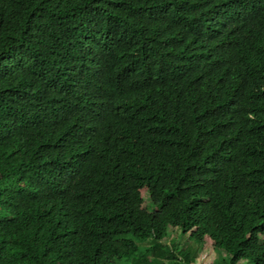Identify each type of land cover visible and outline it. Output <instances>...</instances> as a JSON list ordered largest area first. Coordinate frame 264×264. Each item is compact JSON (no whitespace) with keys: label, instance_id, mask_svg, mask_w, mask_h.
<instances>
[{"label":"trees","instance_id":"16d2710c","mask_svg":"<svg viewBox=\"0 0 264 264\" xmlns=\"http://www.w3.org/2000/svg\"><path fill=\"white\" fill-rule=\"evenodd\" d=\"M211 251L264 264V0H0V264Z\"/></svg>","mask_w":264,"mask_h":264},{"label":"rangeland","instance_id":"374dc122","mask_svg":"<svg viewBox=\"0 0 264 264\" xmlns=\"http://www.w3.org/2000/svg\"><path fill=\"white\" fill-rule=\"evenodd\" d=\"M146 202L149 205V196L148 195L146 196ZM177 235H178L177 231H174V232L170 231V240L172 241V239H175ZM187 238H188V235H187ZM179 241L183 242V244H181L183 246V245H185L186 238H180L179 237ZM146 245H147V243H146ZM198 256H199L198 257L199 259L197 261L199 262V264H211L217 258V255L213 251L209 252L208 254H203L202 252H199Z\"/></svg>","mask_w":264,"mask_h":264}]
</instances>
